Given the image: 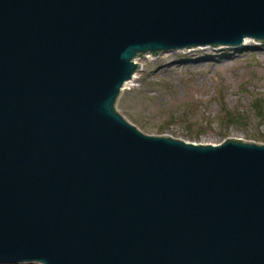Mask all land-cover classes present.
I'll use <instances>...</instances> for the list:
<instances>
[{
  "label": "water",
  "instance_id": "95a60500",
  "mask_svg": "<svg viewBox=\"0 0 264 264\" xmlns=\"http://www.w3.org/2000/svg\"><path fill=\"white\" fill-rule=\"evenodd\" d=\"M264 43V0H0V264H264V143L142 131L134 59Z\"/></svg>",
  "mask_w": 264,
  "mask_h": 264
},
{
  "label": "rangeland",
  "instance_id": "374dc122",
  "mask_svg": "<svg viewBox=\"0 0 264 264\" xmlns=\"http://www.w3.org/2000/svg\"><path fill=\"white\" fill-rule=\"evenodd\" d=\"M208 47L193 58L192 49H177L168 58L136 61L143 66L116 107L142 131L195 143L226 137L264 143V43ZM198 62L206 64L189 66Z\"/></svg>",
  "mask_w": 264,
  "mask_h": 264
},
{
  "label": "bare ground",
  "instance_id": "6f19581e",
  "mask_svg": "<svg viewBox=\"0 0 264 264\" xmlns=\"http://www.w3.org/2000/svg\"><path fill=\"white\" fill-rule=\"evenodd\" d=\"M250 38H251V37H244V44H243V45H245V44L248 45L249 43H251V42H252V38H251V39H250ZM243 45H241V46H243ZM241 46H239L238 48H240ZM206 48H208V50H209L208 45H204V46H195V47L192 48L193 51L191 50V51L188 52L187 54H188L189 57L191 56V58H193V57H192L193 54H196L197 52L202 53V52H204V49H206ZM206 51H207V50H206ZM223 51H224V50H223ZM161 55L164 56V57H166V58L172 56L171 54H168L167 51L161 52ZM188 56H187V57H188ZM145 57H147V56H138V57H136L134 60H135V61H138V60H141V59H143V58H145ZM199 58H200V57H199ZM203 64H206V63L198 62V63H195V64H189V66H191V67H195V68H198V67H202ZM172 68H174V67H173L172 65H169V69H172ZM137 71H138V70H137ZM137 71H136V72H137ZM136 72L134 73L133 77H132L130 80H128V81H126V82L124 83L123 89L127 88V87L132 83V81L136 78V76H137Z\"/></svg>",
  "mask_w": 264,
  "mask_h": 264
}]
</instances>
